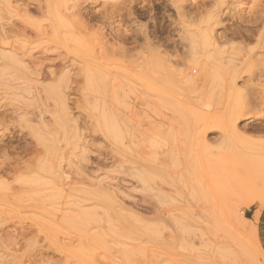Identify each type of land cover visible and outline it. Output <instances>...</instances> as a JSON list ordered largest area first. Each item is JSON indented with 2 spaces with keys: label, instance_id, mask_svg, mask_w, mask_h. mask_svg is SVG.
<instances>
[{
  "label": "rangeland",
  "instance_id": "374dc122",
  "mask_svg": "<svg viewBox=\"0 0 264 264\" xmlns=\"http://www.w3.org/2000/svg\"><path fill=\"white\" fill-rule=\"evenodd\" d=\"M263 130L264 0H0V264H264Z\"/></svg>",
  "mask_w": 264,
  "mask_h": 264
},
{
  "label": "bare ground",
  "instance_id": "6f19581e",
  "mask_svg": "<svg viewBox=\"0 0 264 264\" xmlns=\"http://www.w3.org/2000/svg\"><path fill=\"white\" fill-rule=\"evenodd\" d=\"M218 40H220V39H218ZM131 59H133V58H131ZM232 122V121H231ZM229 127V126H228ZM263 129V128H262ZM258 131V130H257ZM264 131V130H263ZM232 133V132H231ZM258 133V132H257ZM237 218V217H236ZM250 220V219H249Z\"/></svg>",
  "mask_w": 264,
  "mask_h": 264
}]
</instances>
